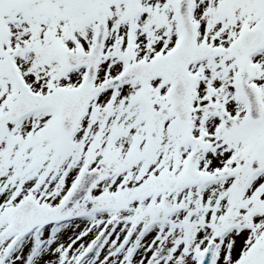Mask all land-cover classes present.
Segmentation results:
<instances>
[{"label":"snow or ice","instance_id":"snow-or-ice-1","mask_svg":"<svg viewBox=\"0 0 264 264\" xmlns=\"http://www.w3.org/2000/svg\"><path fill=\"white\" fill-rule=\"evenodd\" d=\"M0 264H264V0H0Z\"/></svg>","mask_w":264,"mask_h":264}]
</instances>
